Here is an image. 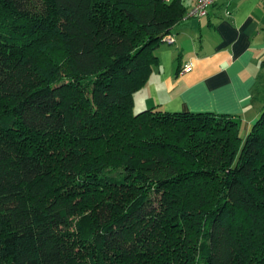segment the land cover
<instances>
[{"label":"trees","instance_id":"trees-1","mask_svg":"<svg viewBox=\"0 0 264 264\" xmlns=\"http://www.w3.org/2000/svg\"><path fill=\"white\" fill-rule=\"evenodd\" d=\"M187 13L0 0V264H264V110L134 111Z\"/></svg>","mask_w":264,"mask_h":264},{"label":"crops","instance_id":"crops-1","mask_svg":"<svg viewBox=\"0 0 264 264\" xmlns=\"http://www.w3.org/2000/svg\"><path fill=\"white\" fill-rule=\"evenodd\" d=\"M182 1L188 12L197 3ZM172 37L160 45L134 111L232 116L249 134L264 110V0L219 1L203 17L186 15Z\"/></svg>","mask_w":264,"mask_h":264},{"label":"built area","instance_id":"built-area-1","mask_svg":"<svg viewBox=\"0 0 264 264\" xmlns=\"http://www.w3.org/2000/svg\"><path fill=\"white\" fill-rule=\"evenodd\" d=\"M220 0H197L196 5L187 13V17H203L207 14L209 8L214 6ZM165 42L174 43L172 36H169L165 39ZM191 69L190 65L184 66L182 69V74L187 73Z\"/></svg>","mask_w":264,"mask_h":264},{"label":"rangeland","instance_id":"rangeland-1","mask_svg":"<svg viewBox=\"0 0 264 264\" xmlns=\"http://www.w3.org/2000/svg\"><path fill=\"white\" fill-rule=\"evenodd\" d=\"M185 1V3L186 4H188V2H187V0H184ZM220 1H222V0H220ZM57 56V54H53L52 55V57L54 58V57H56ZM140 111H135V113H139ZM243 129V128H242ZM250 133V132H249ZM248 135V134H247ZM247 135L246 134H244L243 133V130H242V137H243V139H246V137H247Z\"/></svg>","mask_w":264,"mask_h":264}]
</instances>
